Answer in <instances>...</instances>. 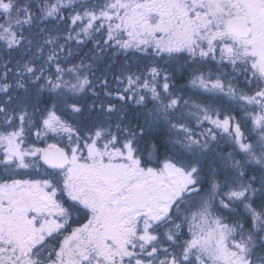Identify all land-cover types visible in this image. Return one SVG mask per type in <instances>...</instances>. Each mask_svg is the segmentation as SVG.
<instances>
[{
	"label": "snow or ice",
	"instance_id": "snow-or-ice-1",
	"mask_svg": "<svg viewBox=\"0 0 264 264\" xmlns=\"http://www.w3.org/2000/svg\"><path fill=\"white\" fill-rule=\"evenodd\" d=\"M0 264H264V0H0Z\"/></svg>",
	"mask_w": 264,
	"mask_h": 264
}]
</instances>
